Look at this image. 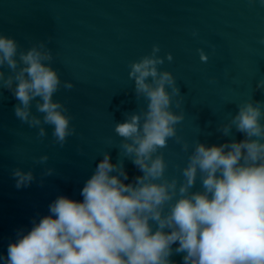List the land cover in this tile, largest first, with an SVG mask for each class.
I'll use <instances>...</instances> for the list:
<instances>
[{
	"label": "water",
	"instance_id": "water-1",
	"mask_svg": "<svg viewBox=\"0 0 264 264\" xmlns=\"http://www.w3.org/2000/svg\"><path fill=\"white\" fill-rule=\"evenodd\" d=\"M0 33L14 37L21 51L47 43L62 82L74 84L70 90L61 87L54 99L67 107L76 129L63 147L54 142L51 126L45 125L48 134L39 138L38 129L15 117L18 101L11 91L0 88V257H6L19 229L30 230L33 218L49 214L58 196L82 201L84 183L103 153H110L113 164L123 162L125 183L143 175L122 156L114 127L125 113L146 108L129 79V63L150 54L153 45L165 58L161 70L175 75L184 96L180 108L175 103L180 97L172 105L185 113L176 125L182 140L170 138L161 150L169 179L183 182L182 169L198 140L208 146L243 140L235 128L225 136L220 126L232 120L238 105L264 101V89H257L264 79V0H0ZM43 155L49 160L38 164ZM17 167L33 171L30 186L17 189L12 175ZM49 167L55 172L44 176ZM200 188L198 179L193 191ZM183 255L170 259L183 264Z\"/></svg>",
	"mask_w": 264,
	"mask_h": 264
},
{
	"label": "clouds",
	"instance_id": "clouds-1",
	"mask_svg": "<svg viewBox=\"0 0 264 264\" xmlns=\"http://www.w3.org/2000/svg\"><path fill=\"white\" fill-rule=\"evenodd\" d=\"M160 51L153 45L150 54L129 63L137 99L147 104L142 112L125 113L114 127L122 156L143 175L125 183L123 162L113 164L110 153H103L84 183L82 201L58 196L48 215L33 218L30 230L17 231L6 257H0L3 264H175L170 258L181 253L183 264H264V101L238 105L232 120L220 126L225 136L235 128L243 140L212 146L198 140L182 169L183 182L169 179L161 150L170 138L182 140L176 125L185 113L172 105L180 97L175 102L180 108L184 96L175 75L161 70ZM199 51L207 62L208 55ZM53 60L46 42L21 51L14 37L0 33V88L18 101L15 117L38 129L39 138L48 134L45 125L51 126L54 142L63 147L76 129L54 95L74 84L62 82ZM167 60H173L171 53ZM257 89H264V79ZM189 147L183 143L185 152ZM48 160L43 155L37 163ZM54 172L49 167L43 175ZM12 175L17 189L35 179L33 171L19 167ZM198 179L201 188L193 191Z\"/></svg>",
	"mask_w": 264,
	"mask_h": 264
}]
</instances>
